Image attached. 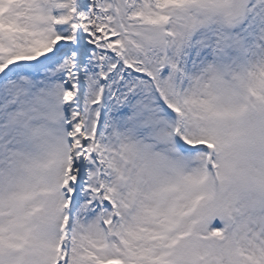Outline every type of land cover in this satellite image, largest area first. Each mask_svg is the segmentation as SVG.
I'll use <instances>...</instances> for the list:
<instances>
[{
    "label": "snow or ice",
    "instance_id": "obj_1",
    "mask_svg": "<svg viewBox=\"0 0 264 264\" xmlns=\"http://www.w3.org/2000/svg\"><path fill=\"white\" fill-rule=\"evenodd\" d=\"M0 264H264V0H0Z\"/></svg>",
    "mask_w": 264,
    "mask_h": 264
}]
</instances>
